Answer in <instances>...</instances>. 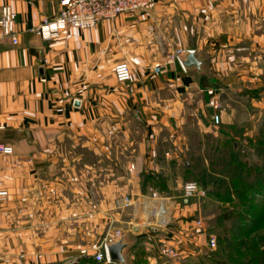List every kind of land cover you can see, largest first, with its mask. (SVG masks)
<instances>
[{
	"label": "crops",
	"instance_id": "crops-1",
	"mask_svg": "<svg viewBox=\"0 0 264 264\" xmlns=\"http://www.w3.org/2000/svg\"><path fill=\"white\" fill-rule=\"evenodd\" d=\"M64 1L0 0V21L9 9L18 37L16 45L0 40V144L14 149L0 153L8 193L0 198V252L24 255L25 264H97L94 249L121 229L132 264L133 239L154 242L161 230L180 238L194 216V207L169 201L174 230L153 228L159 203L150 196L192 174L189 130L213 134L209 91L223 98L213 82H243L239 66L262 60L264 25L255 20L264 0H156L149 16L69 28L53 40L33 33ZM177 49L196 51L202 70L169 62ZM122 62L132 68L126 84L114 76ZM125 197L134 208H119Z\"/></svg>",
	"mask_w": 264,
	"mask_h": 264
},
{
	"label": "rangeland",
	"instance_id": "rangeland-1",
	"mask_svg": "<svg viewBox=\"0 0 264 264\" xmlns=\"http://www.w3.org/2000/svg\"><path fill=\"white\" fill-rule=\"evenodd\" d=\"M258 22L259 25H264V13L258 14L255 23ZM260 59L262 60L257 65L250 63V66H239L244 71L243 82L234 84L237 77L223 81V84L221 81L213 82V88L220 90L219 95L222 94L223 97L220 101L223 121L215 125L210 136L199 137L195 128H190L193 151L188 153L193 155L186 161L193 165L192 174L186 176L184 183H180L182 187L175 179L172 189L158 193L162 198H171L170 203L177 210L194 207V216L187 218L184 223L186 229L179 230L182 239L169 237L164 230H161L162 238H157L154 242L148 243L146 240L144 243L145 240L135 238V250L128 254L129 259L134 257L132 264H149L148 255L154 257L157 264H174L175 261L160 256V247L166 239L171 243L176 239L184 240L185 245L190 247L189 255L195 256L180 261L182 264H264V199L250 203L241 201L232 186L235 176L247 177L249 172L256 176L260 174L257 176L258 183L264 179V55ZM235 144L238 145L237 150ZM186 161L182 163L183 169ZM252 179L249 182L255 183ZM190 182L201 187L206 184L213 195L202 189L207 194V199L195 198L184 204L181 199L183 188ZM245 215L250 217L248 222L244 220ZM199 219L205 221L207 237L217 238L218 247L214 252H208L204 246H200L201 243H206L207 237L201 236L200 231L194 229L193 224ZM252 219H255L257 225L253 224ZM174 220L175 216L171 221ZM174 226L172 223L166 229L174 230ZM146 248L150 249V254L145 252ZM201 249L207 253L203 257L195 253ZM0 257V264H25L24 255L0 252Z\"/></svg>",
	"mask_w": 264,
	"mask_h": 264
},
{
	"label": "built area",
	"instance_id": "built-area-1",
	"mask_svg": "<svg viewBox=\"0 0 264 264\" xmlns=\"http://www.w3.org/2000/svg\"><path fill=\"white\" fill-rule=\"evenodd\" d=\"M157 8L156 0H65L63 2L62 11L51 19H45L41 25L32 32L42 36L47 40H53L58 38L63 30L72 28L79 31H87L94 29L100 22L107 20H114L122 15H151ZM16 16L12 14L9 9L3 11V18L0 21V40L5 37L12 39L13 44H18V37L16 36L14 25ZM195 55L194 50L177 49L172 53H168L167 58L169 62H175L180 65L184 70L183 61L189 55ZM186 71V70H185ZM114 76L118 83L126 84L132 81L133 74L132 68L128 62L119 63L114 69ZM209 96L213 97L209 106L213 107L216 112L221 110L220 100L214 97V92L209 91ZM221 117L218 113L215 114L212 119L213 124L219 125L221 123ZM0 153L6 156L13 155L14 149L11 146L0 144ZM8 196L7 191L0 187V198ZM195 198L207 199V194L196 183H186L183 188V195L181 197L184 204L189 203ZM143 199H148L145 197ZM150 199L154 203H159L156 210V227L168 228L170 226V209L168 199L162 198L157 192H152ZM135 207V202L130 197H125L119 206L122 210H128ZM194 229L200 231L201 236L207 237L205 229V221L199 219L194 223ZM124 238L123 231L121 229H115L113 233L107 234L103 243L94 249V255L92 256L97 264H118L111 260L109 255V247L117 241ZM181 238V237H180ZM182 239V238H181ZM200 246H204L208 252H214L217 250L218 241L215 236L207 237L206 243ZM83 256H89V252L84 250L81 252ZM190 247H187L184 240L170 242H164L160 247L161 258L172 261H183L189 256ZM196 255L203 257L207 253L203 249L195 252ZM2 259L0 257V263Z\"/></svg>",
	"mask_w": 264,
	"mask_h": 264
},
{
	"label": "trees",
	"instance_id": "trees-1",
	"mask_svg": "<svg viewBox=\"0 0 264 264\" xmlns=\"http://www.w3.org/2000/svg\"><path fill=\"white\" fill-rule=\"evenodd\" d=\"M235 154H237V153L235 152ZM259 175L260 174H257V176H259ZM257 176H256V174L253 175L250 172L248 173L247 177H243L242 178V176L241 177L235 176V179L232 181V184H233L232 186L235 188L236 196L241 201L250 203L253 200L258 201V199L259 200L264 199V179L260 183H258L257 180L259 178ZM251 177H253V179ZM250 179L255 180V183L252 182L253 185H251L252 183L249 182ZM260 179H261V176H260ZM199 187L201 189L205 190L208 194L210 193L211 195H213L212 192H211V189L210 188L207 189L206 184L205 185H202V187L199 185ZM214 196H216V195H214ZM248 210H250V207L248 208ZM245 217H244V220L248 222L249 221L248 219L250 217H247L246 215H245ZM252 220H253V224L254 225H257L255 219H252ZM210 233H211V231H210Z\"/></svg>",
	"mask_w": 264,
	"mask_h": 264
},
{
	"label": "water",
	"instance_id": "water-1",
	"mask_svg": "<svg viewBox=\"0 0 264 264\" xmlns=\"http://www.w3.org/2000/svg\"><path fill=\"white\" fill-rule=\"evenodd\" d=\"M204 66L203 61H200L195 57V55H189L184 61H183V67L185 70H191V69H197L198 71L202 70V67ZM77 106H79V103H76ZM210 116L212 119L215 117V109L213 107H210L208 109ZM130 245L127 243V239L123 238L120 241L115 242L109 247V255L112 261L120 264H125V251L128 249Z\"/></svg>",
	"mask_w": 264,
	"mask_h": 264
}]
</instances>
